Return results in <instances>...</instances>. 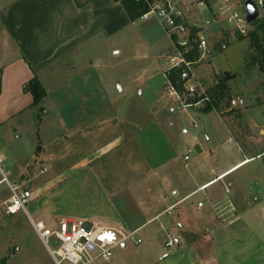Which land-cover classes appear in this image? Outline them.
<instances>
[{"label": "rangeland", "instance_id": "obj_1", "mask_svg": "<svg viewBox=\"0 0 264 264\" xmlns=\"http://www.w3.org/2000/svg\"><path fill=\"white\" fill-rule=\"evenodd\" d=\"M210 3L214 5L213 1ZM188 12L194 17L196 11ZM263 16L264 10L257 21ZM197 19L203 21L199 15ZM248 29L253 31L254 23ZM257 34L264 40V30ZM239 38L215 40L218 47L225 43L227 49L214 52L211 60L218 72L236 73L231 94L245 100V106H228L225 110L232 112L228 124L235 140L241 146H253L260 140L264 153V132L260 133L264 129V74L252 61L251 37ZM172 51L164 26L151 15L102 41L98 53L103 62L100 82L93 81L88 87L80 82L70 89L67 82L75 74L65 72L64 68L57 75H43L48 95L34 107L30 116L32 125L18 133L0 129V179L6 176L10 183L30 193L27 210L34 219H38L34 213L37 207L51 209L61 217L84 219L86 199L82 175L93 171L113 195L122 214L135 222L139 217L128 191L137 189L139 178L144 177L148 168L168 157L183 169L188 148L192 149L188 164L197 157V169L219 172L222 167H232L230 182L248 191L252 201L258 192L264 197V156L256 158L257 152L244 155L234 141L231 143L226 122L215 110L204 113L184 108L167 94L162 63ZM96 55L89 51L75 61L85 62ZM66 62L63 60L61 64ZM247 126L255 132L253 138L249 137L252 131ZM195 137L207 151L216 147L215 156L199 155V148L194 146ZM143 155L148 163L143 161ZM251 156H254L252 160L244 162ZM59 176H62L61 183L56 179ZM8 181L0 184V264H55L27 215L22 211L8 214L5 205H1L11 195ZM200 197L195 196L193 200ZM128 208L133 211L127 214ZM57 222L53 220L52 224ZM137 238L138 235L129 238L125 247H115L109 264L120 254L129 263L142 247L136 244ZM51 246L57 249L59 245L52 241Z\"/></svg>", "mask_w": 264, "mask_h": 264}, {"label": "crops", "instance_id": "obj_2", "mask_svg": "<svg viewBox=\"0 0 264 264\" xmlns=\"http://www.w3.org/2000/svg\"><path fill=\"white\" fill-rule=\"evenodd\" d=\"M195 11L194 17L188 16L197 22V15L203 20L213 15V11ZM130 24L132 21L122 4L114 0H91L83 7H78L75 0H1L0 129H13L18 133L25 126L32 125L30 116L35 111L33 95L23 88L35 75L46 90L43 75H57L63 68L65 72L75 74L67 82L70 89L80 82L87 87L93 81L100 82L103 62L98 53L102 41L118 35ZM237 36L242 37L228 29L223 21L216 20L210 29L209 40L213 44L215 40L227 38L232 41ZM89 51L97 55L85 62L75 61L84 58ZM213 57L214 54L212 60ZM211 58L200 68L203 74L209 76L210 72H214L218 79L221 72H229H218ZM63 60H67L65 65L61 64ZM227 108L225 106L216 112L226 122L231 135L229 141H234L244 155L257 152L258 158L263 152L260 147L262 141H255L253 146H241L228 124L232 112H225ZM194 109L208 112L207 107ZM247 127L252 131L250 126ZM263 132L264 129H261L260 133ZM254 133L252 131L249 137L253 138ZM194 142V146L199 148V155L206 158L215 156L216 147L207 151L196 137ZM183 160V169L173 163L172 157L158 164L160 169L156 165L148 168L144 177L139 178L141 182L137 184V189L128 191L139 217L135 222L122 214L113 195L95 172L88 171L82 175L86 199L82 212L84 219L138 235L135 242L142 245L129 263L126 256L120 254L112 264H264L263 193L258 192L252 201L248 191L228 180L232 167H222L219 172L217 169L201 170L197 169V157L191 164L187 163L190 156L187 160L184 156ZM143 161L148 163L144 155ZM162 167L168 169L161 170ZM4 177L0 179V184ZM61 177L56 178L58 183H61ZM198 195L201 197L194 201L193 198ZM200 202L203 203L201 207L198 206ZM5 204L6 201H3L1 205ZM216 208L222 211L217 213ZM131 210L128 208L127 214ZM34 213L38 216L36 220H42L50 227H56L61 219L67 218L40 207L35 208ZM201 217L206 220L201 221ZM53 220L58 222L53 225ZM171 241L173 244L167 247L166 244ZM90 264L104 263L96 259Z\"/></svg>", "mask_w": 264, "mask_h": 264}, {"label": "built area", "instance_id": "obj_3", "mask_svg": "<svg viewBox=\"0 0 264 264\" xmlns=\"http://www.w3.org/2000/svg\"><path fill=\"white\" fill-rule=\"evenodd\" d=\"M210 1L214 2L211 5ZM258 8L259 17L264 10V0H253ZM195 7V8H194ZM243 0H156L149 11L142 18L148 19L154 15L164 26L171 39L173 51L168 54L162 63L163 74L166 78V92L175 97L179 105L184 108H205L212 106L209 89L218 84L217 74H203L200 68L208 63L216 51H224L227 45L219 47L209 40L210 29L216 20L223 21L228 29L240 36L249 34L246 10ZM214 8V9H213ZM199 9L213 11V15L197 22L190 19L189 10ZM245 9V8H244ZM176 74L177 80L171 75ZM245 100L232 97L229 107H243ZM191 149L187 150L185 159H189ZM264 153L259 154L262 158ZM2 154L0 153V165ZM4 180L8 179L6 176ZM9 183L11 195L7 199L5 209L8 214L24 212L32 227L47 248L55 264H90L100 259L106 264L111 262L115 247L125 245L133 233H125L115 227L101 226L84 219H61L56 227H50L42 220H35L27 210L30 194ZM229 190L227 189V192ZM203 206V203H198ZM170 208L168 211L172 210ZM219 213L222 211L216 208ZM55 242L57 249L52 248ZM169 242L166 246H171Z\"/></svg>", "mask_w": 264, "mask_h": 264}, {"label": "trees", "instance_id": "obj_4", "mask_svg": "<svg viewBox=\"0 0 264 264\" xmlns=\"http://www.w3.org/2000/svg\"><path fill=\"white\" fill-rule=\"evenodd\" d=\"M91 0H75L78 7H83ZM120 2L125 9L127 15L132 22H135L146 14L150 6L156 0H114ZM255 29L249 32L251 37V46L254 54L251 55L252 61L258 66L261 73L264 74V40L258 36L259 30H264V16L260 21L254 22ZM243 37V36H242ZM241 37V38H242ZM252 63V62H251ZM249 65V64H248ZM171 77L177 80L176 74H172ZM236 78V74L225 72L218 80V84L209 89V95L211 97L212 106L207 107V111L215 110L220 112L221 108L229 106L231 99V82ZM25 92H30L33 95V107H38L42 100L47 95V90L44 88L38 77L35 75L23 88Z\"/></svg>", "mask_w": 264, "mask_h": 264}, {"label": "water", "instance_id": "obj_5", "mask_svg": "<svg viewBox=\"0 0 264 264\" xmlns=\"http://www.w3.org/2000/svg\"><path fill=\"white\" fill-rule=\"evenodd\" d=\"M247 15V22L254 23L259 18L258 8L253 0H243Z\"/></svg>", "mask_w": 264, "mask_h": 264}]
</instances>
